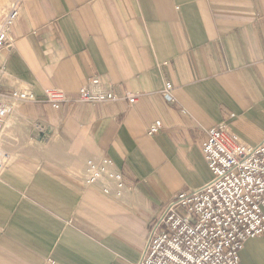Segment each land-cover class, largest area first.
I'll return each mask as SVG.
<instances>
[{
	"label": "crops",
	"instance_id": "crops-1",
	"mask_svg": "<svg viewBox=\"0 0 264 264\" xmlns=\"http://www.w3.org/2000/svg\"><path fill=\"white\" fill-rule=\"evenodd\" d=\"M91 77L136 101L78 100ZM24 86L70 100L20 102L6 119L0 264H135L166 202L211 179L207 129L264 139V0H21L0 97ZM103 156L119 196L83 179L86 160ZM239 264H264V234L245 241Z\"/></svg>",
	"mask_w": 264,
	"mask_h": 264
},
{
	"label": "built area",
	"instance_id": "built-area-1",
	"mask_svg": "<svg viewBox=\"0 0 264 264\" xmlns=\"http://www.w3.org/2000/svg\"><path fill=\"white\" fill-rule=\"evenodd\" d=\"M19 10L15 3L0 23V50L9 44V32ZM172 84L164 83L160 93L172 103ZM125 99L130 104L135 93H115L98 77H91L80 87L78 100L108 102ZM60 88H44L42 95L27 86L16 87L8 99L0 97V138L6 119L16 102L43 101L53 108L69 101ZM161 128L153 121L147 134ZM201 152L212 177L198 188L181 191L166 202L151 220L144 249L135 264H239L240 252L249 238L264 234V139L245 144L231 124L222 122L206 130ZM9 155L0 147V174L9 163ZM84 181L99 185L102 192L123 190L120 172L106 157L86 161Z\"/></svg>",
	"mask_w": 264,
	"mask_h": 264
},
{
	"label": "rangeland",
	"instance_id": "rangeland-1",
	"mask_svg": "<svg viewBox=\"0 0 264 264\" xmlns=\"http://www.w3.org/2000/svg\"><path fill=\"white\" fill-rule=\"evenodd\" d=\"M21 0H0V23L3 19H5V16L10 12L12 6L15 5V3L19 4ZM16 88V87H15ZM111 88V87H110ZM112 89V88H111ZM113 90V89H112ZM114 91V90H113ZM115 92V91H114ZM11 93V92H10ZM117 93V92H115ZM119 94V93H117ZM10 95V94H9ZM2 98V97H1ZM2 99H5L7 100L8 98H2ZM17 104H19V102H16L14 104V106H16ZM13 106V107H14ZM104 157V156H103ZM100 158V157H99ZM88 159H92V158H88ZM87 159V160H88ZM86 160V161H87ZM85 165H86V162H85ZM83 179H84V174H83ZM169 201V200H168ZM167 201V202H168ZM145 245V244H144Z\"/></svg>",
	"mask_w": 264,
	"mask_h": 264
}]
</instances>
